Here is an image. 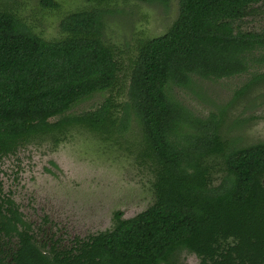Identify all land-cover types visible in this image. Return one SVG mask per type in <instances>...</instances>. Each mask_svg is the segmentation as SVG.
Segmentation results:
<instances>
[{
    "label": "trees",
    "instance_id": "16d2710c",
    "mask_svg": "<svg viewBox=\"0 0 264 264\" xmlns=\"http://www.w3.org/2000/svg\"><path fill=\"white\" fill-rule=\"evenodd\" d=\"M87 1L62 18L56 39L0 8V159L47 138L57 144L73 128L110 139L135 120L155 201L132 217L117 210L110 229L61 246L36 236L0 178V264H178L182 251L200 264H264V140L240 144L227 137L223 112L195 116L173 95L195 77L248 71L264 29L244 24L264 0H180L171 26L139 39L129 64L106 39L109 5L121 0ZM263 79L254 75L242 93ZM104 92L97 108L70 113Z\"/></svg>",
    "mask_w": 264,
    "mask_h": 264
},
{
    "label": "rangeland",
    "instance_id": "374dc122",
    "mask_svg": "<svg viewBox=\"0 0 264 264\" xmlns=\"http://www.w3.org/2000/svg\"><path fill=\"white\" fill-rule=\"evenodd\" d=\"M58 9L43 8L38 0H0L32 29L48 39L62 36L60 22L69 12L89 7L87 0H57ZM106 39L127 64L136 55L139 39L167 31L180 11V0L147 3L138 0L110 4ZM245 29H264V1L247 17ZM247 72L227 78L195 77L188 87L174 86L173 95L195 116L224 113L227 137L240 144L264 140V79L245 93L254 75L264 73V49L256 50ZM129 66V65H127ZM130 71V68H128ZM109 92L97 93L74 106L70 113L97 108ZM220 117V116H219ZM141 130L135 120L125 134L103 139L85 128H73L59 143L47 138L22 146L0 159L3 191L11 195L32 223L36 236L70 246L81 238L110 229L114 213L132 217L155 201L152 168L141 161ZM178 264H200L199 257L182 251Z\"/></svg>",
    "mask_w": 264,
    "mask_h": 264
}]
</instances>
